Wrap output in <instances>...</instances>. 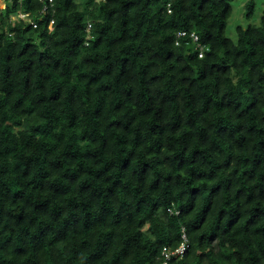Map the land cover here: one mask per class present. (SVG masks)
I'll list each match as a JSON object with an SVG mask.
<instances>
[{"label": "trees", "instance_id": "1", "mask_svg": "<svg viewBox=\"0 0 264 264\" xmlns=\"http://www.w3.org/2000/svg\"><path fill=\"white\" fill-rule=\"evenodd\" d=\"M52 1L0 10V264H160L182 229L170 264H264V11L234 43L233 0Z\"/></svg>", "mask_w": 264, "mask_h": 264}, {"label": "built area", "instance_id": "2", "mask_svg": "<svg viewBox=\"0 0 264 264\" xmlns=\"http://www.w3.org/2000/svg\"><path fill=\"white\" fill-rule=\"evenodd\" d=\"M14 0H0V10H3L5 8V5L7 3H11ZM21 7L22 0H15ZM39 2L42 5V8L40 10V15L46 14L49 10L53 9V1L52 0H39ZM15 20L23 21V22H29L33 25V22L30 19L29 14L24 13L22 10H19L17 15L14 16ZM34 26V25H33ZM53 26V20H50L48 29L51 30ZM90 29V26L87 28V32ZM185 35V32L178 33V36L183 37ZM193 36V34H192ZM193 40L196 41V37L193 36ZM202 56V49H200L199 57ZM170 212V210H168ZM189 248L188 240L186 237V234L184 230H181V242L178 244L175 248L170 247H163L160 252V264H170L172 260L180 259L182 256L187 252Z\"/></svg>", "mask_w": 264, "mask_h": 264}, {"label": "rangeland", "instance_id": "3", "mask_svg": "<svg viewBox=\"0 0 264 264\" xmlns=\"http://www.w3.org/2000/svg\"><path fill=\"white\" fill-rule=\"evenodd\" d=\"M99 1V0H97ZM253 2V14L251 17L246 18L245 16V5L249 2ZM232 14L227 23L225 35L236 43V27L240 26L246 28L249 25H258L262 12L264 11V0H233L231 3ZM14 16L10 17L11 22H16L13 19Z\"/></svg>", "mask_w": 264, "mask_h": 264}, {"label": "clouds", "instance_id": "4", "mask_svg": "<svg viewBox=\"0 0 264 264\" xmlns=\"http://www.w3.org/2000/svg\"><path fill=\"white\" fill-rule=\"evenodd\" d=\"M13 19H15V17H13Z\"/></svg>", "mask_w": 264, "mask_h": 264}]
</instances>
